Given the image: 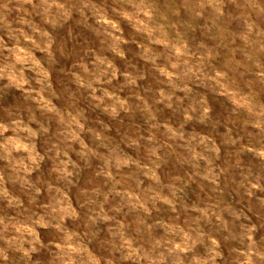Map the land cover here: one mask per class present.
<instances>
[{
	"label": "clouds",
	"instance_id": "obj_1",
	"mask_svg": "<svg viewBox=\"0 0 264 264\" xmlns=\"http://www.w3.org/2000/svg\"><path fill=\"white\" fill-rule=\"evenodd\" d=\"M0 264H264V0H0Z\"/></svg>",
	"mask_w": 264,
	"mask_h": 264
},
{
	"label": "rangeland",
	"instance_id": "obj_2",
	"mask_svg": "<svg viewBox=\"0 0 264 264\" xmlns=\"http://www.w3.org/2000/svg\"><path fill=\"white\" fill-rule=\"evenodd\" d=\"M84 37H88L89 40L94 39V38L91 36V34H90V33H87V32H83V33L81 34V41H83V38H84ZM72 47L75 49V48H78L79 45H72ZM57 79H58V78H57Z\"/></svg>",
	"mask_w": 264,
	"mask_h": 264
}]
</instances>
